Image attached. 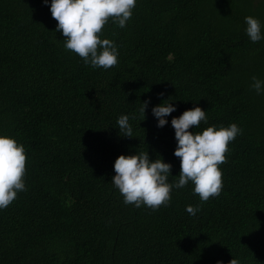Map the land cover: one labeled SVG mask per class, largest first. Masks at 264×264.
<instances>
[{"label":"trees","instance_id":"trees-1","mask_svg":"<svg viewBox=\"0 0 264 264\" xmlns=\"http://www.w3.org/2000/svg\"><path fill=\"white\" fill-rule=\"evenodd\" d=\"M246 16L264 22V0H137L126 27L102 30L119 49L105 71L64 48L43 0H0V134L27 153V190L0 210V264H264V94L250 87L264 40L250 41ZM170 97L177 111L157 127L152 107ZM197 106L208 122L190 131L243 130L220 195L201 202L190 182L156 211L125 205L115 160L148 151L177 181L171 119ZM122 114H135L131 138Z\"/></svg>","mask_w":264,"mask_h":264},{"label":"clouds","instance_id":"clouds-1","mask_svg":"<svg viewBox=\"0 0 264 264\" xmlns=\"http://www.w3.org/2000/svg\"><path fill=\"white\" fill-rule=\"evenodd\" d=\"M49 5L51 16L58 22L56 31L65 37L64 48L82 58L84 64L93 69H108L119 62V49L113 40L102 38V30L109 20L120 28L126 27L133 15L137 0H43ZM245 32L253 43L264 40V22L253 16L245 17ZM250 85L257 95L264 94V79L252 77ZM161 96L164 94L161 93ZM151 100L141 103L140 114L145 112ZM177 108L171 97L152 107L157 127L163 128L167 119ZM135 114H122L117 124L126 137H133L130 119ZM143 119V120H144ZM207 123V112L197 106L185 110L179 117L171 119L177 141L174 156L180 160V172L177 181L169 182L172 165L162 157L150 159L149 153L119 155L114 162L115 175L112 184L119 190L125 205L136 208L147 207L153 211L161 206H169L174 188L181 189L192 183L193 192L201 202L219 196L223 189L222 170L219 167L226 162L229 144L243 130L232 123L227 127L209 126L202 132L189 129ZM27 153L25 146L14 137L0 134V210L6 209L20 192L26 191ZM186 211L195 216L198 206L188 205ZM217 264H224L218 260ZM229 264H241L234 258Z\"/></svg>","mask_w":264,"mask_h":264}]
</instances>
